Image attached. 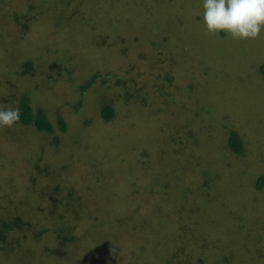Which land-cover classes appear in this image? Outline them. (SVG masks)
Segmentation results:
<instances>
[{"label": "rangeland", "instance_id": "1", "mask_svg": "<svg viewBox=\"0 0 264 264\" xmlns=\"http://www.w3.org/2000/svg\"><path fill=\"white\" fill-rule=\"evenodd\" d=\"M203 13V0H0V111L27 99L67 124L44 148L21 125L0 136L1 205L41 212L0 264H264V28L234 39ZM55 186L78 218L47 213Z\"/></svg>", "mask_w": 264, "mask_h": 264}, {"label": "trees", "instance_id": "2", "mask_svg": "<svg viewBox=\"0 0 264 264\" xmlns=\"http://www.w3.org/2000/svg\"><path fill=\"white\" fill-rule=\"evenodd\" d=\"M23 17L24 16H21V18H19V15H15L16 21L20 24H22L21 19ZM22 25L27 26L26 23H23ZM32 69H33V64L31 62H26L24 64V70H25L24 72H26L27 74H31ZM259 69H260V72L264 75V63H262L260 65ZM63 71L65 73L68 72V70H63ZM22 75H25V74L20 73L21 77H22ZM168 78L171 79V77H168ZM17 86L18 85H16L14 87V89ZM144 100L146 101V99H144ZM141 103H143V102H141ZM18 114H19V118H18V120H16L13 123L14 125L12 127H10V129H8L6 131L3 130L0 132V136H2L1 138H6L7 140H12L15 142V140H14L15 133H13V131H15V128H18V126L21 125L20 130L24 134L25 145L29 147L32 143L35 142L40 148H44L46 146L40 145V142L36 141L37 139L40 140L41 136H43L42 134L48 135V134L54 133L57 130V128L60 131H62L63 133L67 132V124L65 123V121L62 118L59 117L57 120V123H53L47 117L35 115L34 111L32 109V106L28 102L27 99H22L20 101V107H19ZM114 116H115V112H114L113 107L108 103L105 104L102 108V111H101V117L104 120L109 121V120L113 119ZM6 127H8V126H5V128ZM2 128H3V126H0V129H2ZM238 132L236 130L230 129V132L228 135L229 137L227 138V142H226L229 150L232 153H234V155H236V156L242 155L244 153V149L246 148V146H245L246 143L242 139V135L240 136V134ZM31 150L33 151V149H31ZM37 151H39V150L36 149V152ZM0 161H1L0 163L2 165L5 164L4 156L0 155ZM29 162L32 163L33 171L36 172L37 166L39 167V165H38L39 161L35 157L34 159H29ZM263 185H264V175H261L257 179L256 188L261 189ZM18 190L20 191L21 189H18ZM59 190H61L60 187H58V186L54 187L52 193H53V195L55 194V196H53V198H50V200H53V203H52L51 208L48 207V209L50 208L49 209L50 211L49 212L46 211V212L47 213H53L54 215H56L57 211H63V210H60V208L66 207L68 214H70L71 218L74 216H76L78 218V216H80V215H77L78 207H75V209H74L73 204H70V203H72V200H71V195L68 192H67L66 196H64V197H66V199H65V202L63 203V205L65 203L69 204L68 206L67 205L66 206L65 205L64 206H61V205L57 206L54 203L55 198L58 197V195H56V194H58ZM28 194H30V193L28 191H25V195H28ZM60 196H62V195L60 194ZM36 202L39 203V201L27 202L25 204V205H27V207L24 208V211L19 210L16 207L17 205L11 209L12 205L6 204L3 207V205H1V203H0V246H4V247L10 246L11 247V241L9 240L8 236L11 234V232H14V231L20 230V228H26L27 226H29L31 221L29 219H27L26 217L29 216L28 213L30 211H33L34 215H38L39 213H41L37 210L38 207H37ZM41 204H43V203H41ZM74 205H76V204H74ZM71 225L72 224H70V222L66 221L65 219L63 220V226L68 231V232H66L67 235L69 234ZM63 232L64 231L58 232V235H57L58 239L63 236V234H62ZM64 242H65V239H64Z\"/></svg>", "mask_w": 264, "mask_h": 264}, {"label": "clouds", "instance_id": "3", "mask_svg": "<svg viewBox=\"0 0 264 264\" xmlns=\"http://www.w3.org/2000/svg\"><path fill=\"white\" fill-rule=\"evenodd\" d=\"M203 9L209 32L243 40L257 37L264 28V0H203ZM18 118V110L0 111V126H11Z\"/></svg>", "mask_w": 264, "mask_h": 264}]
</instances>
